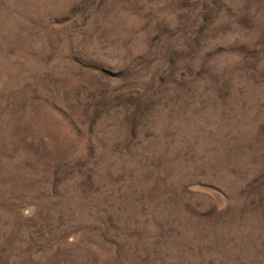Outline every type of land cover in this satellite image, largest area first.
<instances>
[{
    "label": "rangeland",
    "instance_id": "1",
    "mask_svg": "<svg viewBox=\"0 0 264 264\" xmlns=\"http://www.w3.org/2000/svg\"><path fill=\"white\" fill-rule=\"evenodd\" d=\"M0 264H264V0H0Z\"/></svg>",
    "mask_w": 264,
    "mask_h": 264
}]
</instances>
